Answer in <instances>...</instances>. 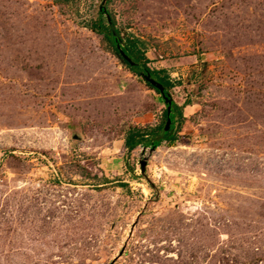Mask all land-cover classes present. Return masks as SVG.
<instances>
[{
    "label": "rangeland",
    "instance_id": "374dc122",
    "mask_svg": "<svg viewBox=\"0 0 264 264\" xmlns=\"http://www.w3.org/2000/svg\"><path fill=\"white\" fill-rule=\"evenodd\" d=\"M101 3L0 0V264H264V0L105 3L183 105L131 153L165 105L83 26Z\"/></svg>",
    "mask_w": 264,
    "mask_h": 264
},
{
    "label": "trees",
    "instance_id": "16d2710c",
    "mask_svg": "<svg viewBox=\"0 0 264 264\" xmlns=\"http://www.w3.org/2000/svg\"><path fill=\"white\" fill-rule=\"evenodd\" d=\"M53 2L61 6L75 7L78 0H53ZM111 2H113V0H107L106 3L110 4ZM95 14V18L83 23V26L102 38L121 65H123L132 74L139 77L144 82L145 86L155 92L159 97V92L150 84L145 82L144 79L141 78L140 73L149 74L152 79L164 87L165 92L167 93L173 89L174 83L171 81L165 70L151 69L148 66L149 60L146 57L147 46L143 40L132 36L122 37L119 30L115 27V19L106 9L104 13L99 8H97ZM105 14L108 15L111 23L115 27L119 39L116 40L112 36ZM119 43L121 44L120 48L124 55L133 63V67H131L130 64L125 61L119 53V50L117 49V45ZM182 109L183 105L177 106L174 103L171 104V111L169 114L171 121L170 128L164 134L163 139L158 142L155 141V138L161 134L167 120L166 107L162 112V120L157 126L129 127L124 133L123 137V148L125 151L127 153H131L139 147L151 149L159 146L162 142H166L168 145L176 143L180 139L178 133L183 122ZM118 186L125 188L126 185L120 184Z\"/></svg>",
    "mask_w": 264,
    "mask_h": 264
},
{
    "label": "water",
    "instance_id": "95a60500",
    "mask_svg": "<svg viewBox=\"0 0 264 264\" xmlns=\"http://www.w3.org/2000/svg\"><path fill=\"white\" fill-rule=\"evenodd\" d=\"M106 2H107V0H102L101 6L99 7V9H100L101 11H103L104 13H105V3H106ZM105 17H106V19H107L108 26H109V28H110V31H111L112 36H113L116 40L119 39L118 34L116 33V30H115V27H114L113 24L111 23V21H110L108 15L105 14ZM120 47H121V44L119 43V44L117 45V49L119 50V53L121 54V56L123 57V59H124L125 61H127V62L130 64L131 67H133V63H132V62H131V61H130L125 55H124V53L122 52V50H121ZM140 76H141L142 79H144L145 82H147L148 84H150L153 88H155V89L159 92L160 97H161V99H162V101H163V104H164L165 107H166L167 120H166V123H165V125H164V128H163L161 134H160L158 137L155 138V141L158 142V141H160V140L163 139L164 134H165V133L169 130V128H170L171 121H170V118H169V114H170V111H171V104H172V101H171V98H170L169 93L165 92L164 87H163L162 85H160L158 82H156L154 79H152V78L150 77L149 74H147V73H140ZM75 138H76V137H74V139H75ZM151 150H153V148H151ZM140 165H141V171L143 172V171H144V163L141 162Z\"/></svg>",
    "mask_w": 264,
    "mask_h": 264
}]
</instances>
